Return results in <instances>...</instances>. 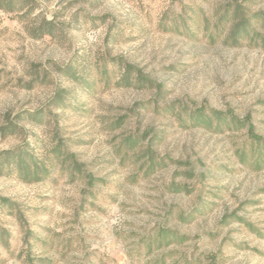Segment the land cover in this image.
<instances>
[{
    "label": "rangeland",
    "instance_id": "obj_1",
    "mask_svg": "<svg viewBox=\"0 0 264 264\" xmlns=\"http://www.w3.org/2000/svg\"><path fill=\"white\" fill-rule=\"evenodd\" d=\"M225 1L0 8V264H264V48L160 26ZM20 149L39 179L12 171Z\"/></svg>",
    "mask_w": 264,
    "mask_h": 264
},
{
    "label": "trees",
    "instance_id": "obj_2",
    "mask_svg": "<svg viewBox=\"0 0 264 264\" xmlns=\"http://www.w3.org/2000/svg\"><path fill=\"white\" fill-rule=\"evenodd\" d=\"M27 0H0V8L5 9L8 12H14L17 8H22ZM257 1V0H256ZM254 0H227L225 1L220 8L217 9L215 15L218 17L213 19L208 12L205 14H196V13H185L186 16L182 17L179 13H173L170 16L172 24L167 25L165 20L161 21L160 26L163 29L179 31L180 26H184L182 30L183 33H186L187 36L195 37L201 26L204 27V34L206 33L212 40H216L217 37L225 35L226 42L233 45H241L246 42L254 45L256 47L260 46L264 48V11L258 9L253 10L250 4L256 3ZM264 1V0H261ZM248 3V4H247ZM20 6V7H19ZM214 15V16H215ZM166 15L165 18L166 19ZM202 18V20H201ZM201 20V21H200ZM215 20V21H214ZM41 34H54L55 25L52 22H47L42 19L40 24ZM194 28V29H193ZM130 70L129 66L126 67V71L123 73V80L130 83ZM136 86L141 85L145 86L150 84L152 87L153 82L147 78H144L141 75H137ZM174 109V108H172ZM178 112L183 119L184 114L187 118L192 120H197L202 122L203 125L213 128L214 120L217 119L218 129H223L225 123L228 122V116L226 114H221L219 112H214L213 114H207L204 109H194L190 114L186 108H179ZM203 117V118H202ZM232 123H234L235 128H240L243 121H238L234 116H230ZM224 131V130H223ZM255 143L253 144L254 151L257 152L256 159L261 160V138L252 135ZM264 148V147H263ZM60 147H57V150ZM253 151V152H254ZM22 149L17 152H8L6 160L11 163L12 171H17L19 176L25 180L30 178L39 179L40 174L47 172L45 165L42 162H39L35 156L29 155V158L23 153ZM19 157V159L13 160L14 158ZM28 156V155H27ZM59 158L63 159V155H59ZM66 160V159H64ZM13 163V164H12ZM160 234L163 236L165 233L169 234L167 231L159 230ZM166 235V234H165Z\"/></svg>",
    "mask_w": 264,
    "mask_h": 264
}]
</instances>
